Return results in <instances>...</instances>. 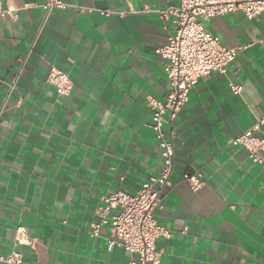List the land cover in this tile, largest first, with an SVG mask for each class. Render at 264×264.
Returning a JSON list of instances; mask_svg holds the SVG:
<instances>
[{"label":"crops","instance_id":"crops-1","mask_svg":"<svg viewBox=\"0 0 264 264\" xmlns=\"http://www.w3.org/2000/svg\"><path fill=\"white\" fill-rule=\"evenodd\" d=\"M0 0V264H126L106 226L91 237L99 198L133 195L161 169L147 99L168 81L156 48L174 31L160 12L177 0ZM112 13L109 17L101 11ZM205 29L237 50L225 74L200 79L172 132L171 185L153 212L159 264H264V153L254 163L231 141L264 118V15L211 17ZM50 65L73 84L58 96ZM230 85L241 87L234 94ZM264 137V128L259 134ZM204 182L192 191L183 173ZM23 228L32 246L16 242Z\"/></svg>","mask_w":264,"mask_h":264},{"label":"built area","instance_id":"built-area-1","mask_svg":"<svg viewBox=\"0 0 264 264\" xmlns=\"http://www.w3.org/2000/svg\"><path fill=\"white\" fill-rule=\"evenodd\" d=\"M178 5L161 11V18H173L174 31L167 43L155 49L154 53L164 63L163 69L168 81L164 101L147 99L151 112L149 128L154 133L161 157V169L156 178L144 182L133 195L116 191L99 198L96 208L98 221L91 226L90 236L98 237L102 227L106 226L110 237L109 248L122 247L129 254L126 264H159V253L155 241L159 237L169 238L170 233L158 226L153 216L156 209H161L163 191L171 185L174 168V143L172 132L164 128V116L169 121L187 104L189 92L200 79L212 73L225 74L227 66L232 63L237 50L223 47L218 38L211 35L204 27V22L211 17L241 12L248 20L264 15V0H177ZM67 5L62 0H46L42 6L45 17L52 9L65 10ZM109 17V11H101ZM11 10L0 6V18L12 16ZM14 16V15H13ZM46 82L51 85L58 96H68L73 84L67 73L50 65ZM234 94L241 92V87L230 85ZM264 128V118L258 117L242 134L235 137L231 144L246 150L254 163L262 164L264 137L259 134ZM192 191L200 190L203 185L199 172L183 173L181 176ZM16 242L32 246L25 230H16ZM9 264H20L19 254L7 257Z\"/></svg>","mask_w":264,"mask_h":264}]
</instances>
